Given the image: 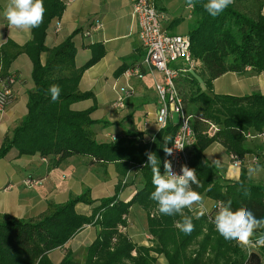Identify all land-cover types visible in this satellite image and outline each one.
Returning <instances> with one entry per match:
<instances>
[{
	"label": "trees",
	"instance_id": "1",
	"mask_svg": "<svg viewBox=\"0 0 264 264\" xmlns=\"http://www.w3.org/2000/svg\"><path fill=\"white\" fill-rule=\"evenodd\" d=\"M243 1L234 0L224 12L213 18L202 6L207 0H197L195 7L191 8L192 22L186 34L190 40V52L199 64L192 72L180 76L176 85L185 113L191 115L195 134L187 162L189 168L196 170L200 181L199 187L192 185L193 189L199 194L205 192L215 200L213 211H217L219 201L232 200L234 210L243 207L257 219H264V184L252 183L242 166L247 153H254L264 161V144H249V138L264 133V94H209L200 85L202 82L211 92L212 81L226 72L242 73L246 67L256 74L264 71L262 1L249 0L256 6L255 16L236 7ZM43 3L46 9L43 23L31 29V39L22 46L12 41L0 46V81L3 87L12 90L16 77L7 70L20 53L27 54L32 62L34 83L28 92L25 116L1 143L0 159L13 148L18 156L38 153L44 159L49 158L52 167L72 155L88 156L103 163L120 162L124 166L137 167L142 187L126 202L118 199L116 190L112 196L100 199V204L89 215L75 210L78 202L92 204L89 189L63 203L49 202L46 210L36 218H17L0 213V264H54L49 252L63 247L88 224L98 226L99 232L84 249L82 258H75L67 250L58 264H155L154 254H162L168 264H261L264 247L258 252L243 250L234 241L225 240L215 230L211 215L196 219L192 211L185 208L184 214L192 217L195 225L191 234H185L176 227L182 217L179 214H161L157 203L150 199L154 186L151 168L144 166L147 163L145 153L156 154L163 174V162L168 160L162 147L163 137H173L178 122L159 129L150 141L131 132L109 142L95 139L90 129L96 123L90 117L94 107L78 111L71 109L70 105L92 96L91 92L79 91L78 82L83 71L94 64L102 52L93 50L90 59L77 67L72 34L47 49L44 45L46 29L53 18L60 17L65 0H43ZM44 51L47 56L42 62L40 55ZM200 69L204 75L202 81L196 79ZM54 84L61 89L56 101L52 100L49 92ZM211 125L216 126L215 131H210ZM214 142L230 153L231 161L238 162L240 176L237 180L219 176L217 168L205 159L203 151ZM244 189H248L250 195L245 196ZM134 203L147 212L151 236L148 246L132 242L120 231L127 224L128 210ZM260 234L258 230L256 235ZM193 244L197 249L189 255L186 249ZM220 258L222 262H219Z\"/></svg>",
	"mask_w": 264,
	"mask_h": 264
},
{
	"label": "crops",
	"instance_id": "2",
	"mask_svg": "<svg viewBox=\"0 0 264 264\" xmlns=\"http://www.w3.org/2000/svg\"><path fill=\"white\" fill-rule=\"evenodd\" d=\"M153 1L166 17L162 22L163 28L171 33H187L192 14L184 0ZM261 1V13L264 14V0ZM6 6L7 0H0V46H4L7 41L22 46L31 39V31L10 29L3 16ZM185 11L187 14H184ZM175 18L180 20L173 21ZM182 19L187 21L181 29L179 24ZM71 34L76 49L74 62L77 67L90 59L93 50H96L95 53L101 51L102 54L83 71L78 82V90L91 92L92 96L72 103L70 108L79 111L94 107L90 117L96 123L90 129L99 142L120 139L127 132L141 134L144 140L150 141L159 131L155 115L160 101L155 83L162 79V75L142 63L144 49L138 39V26L132 16L131 1L65 0L60 17L53 18L48 24L44 45L51 49ZM46 56V51L41 53L42 62ZM131 67H139L142 77L127 78L124 71ZM31 70L32 62L25 53H20L12 60L7 70L16 77V81L12 85V99L0 110V146L4 137L10 135L27 112L28 92L34 86ZM200 85L209 94H264V71L256 74L246 67L242 73L226 72L212 81L211 92L202 82ZM3 86L0 81V89ZM125 86H129L133 93L124 97L122 105L117 106L115 102L120 95L119 88ZM260 144H264V133L251 143L252 146ZM203 154L211 164L214 160L220 161L221 166L216 167L219 176L230 181L239 178V164L231 161L230 153L221 144H210ZM249 164L264 167L262 158L254 153H247L242 159V166L246 170ZM128 166L129 164L124 166L120 162L103 163L88 156L72 155L52 167L49 158L44 159L38 153L18 156L17 151L12 148L0 159V213L17 218H36L46 210L49 202L63 203L70 197L80 195L85 189H89L93 202L76 203L75 210L79 214L89 215L100 204V199L112 196L116 190L119 200L129 201L142 187V182L137 167ZM26 179H37L39 182L26 187ZM249 180L255 184H264V173ZM201 195L207 209L205 214L214 218L215 200L205 192ZM191 211L195 215L197 206L194 205ZM120 231L138 245L151 244L147 212L137 203L129 207L127 224ZM98 232V226L85 225L63 247L50 251V260L58 264L67 250L75 258H82L84 249L94 241ZM154 255L155 264H168L162 254ZM262 261L264 255L261 257V264Z\"/></svg>",
	"mask_w": 264,
	"mask_h": 264
},
{
	"label": "clouds",
	"instance_id": "3",
	"mask_svg": "<svg viewBox=\"0 0 264 264\" xmlns=\"http://www.w3.org/2000/svg\"><path fill=\"white\" fill-rule=\"evenodd\" d=\"M196 2L197 0H186L187 7L194 8ZM233 3L234 0H207L202 6L210 16L215 18ZM45 11L43 0H7L3 16L10 29L30 32L31 29L38 28L43 23ZM49 92L52 100L56 101L59 99L61 89L54 84L50 87ZM163 126H166V121L161 118L158 129L161 130ZM163 140L164 153L166 156H172L175 147H168V144L172 143V137L164 136ZM145 154L147 163L144 166L151 168L154 186L150 199L157 203L161 214L168 216L179 214L182 221H178L176 227L185 234H191L195 228L193 218L185 215L183 210L185 208L192 210L194 205L197 206L196 219L205 215L207 211L203 196L192 187V185L200 186L196 170L187 165H182L180 169L182 174H177L173 171L171 161L166 159L163 162L164 173L161 174L160 161L156 154L152 152ZM213 166L220 167V161L214 160ZM261 173H264V167L259 164L248 165L247 175L249 179L259 177ZM244 195H250V191L244 189ZM232 203V200L217 203V211L213 220L215 230L225 240L235 241L236 245L242 249L264 247V219H257L251 211L243 207L234 210ZM258 230L261 234L257 236ZM254 237L255 239H253Z\"/></svg>",
	"mask_w": 264,
	"mask_h": 264
},
{
	"label": "built area",
	"instance_id": "4",
	"mask_svg": "<svg viewBox=\"0 0 264 264\" xmlns=\"http://www.w3.org/2000/svg\"><path fill=\"white\" fill-rule=\"evenodd\" d=\"M132 16L138 26V39L144 49L142 63L158 71L162 79L155 83V90L160 101L156 111V123L160 125L163 118L166 125L173 123L174 114L179 115L178 127L168 147H175L174 154L167 156L171 161L173 171L182 174V165H187L188 150L195 142V134L191 125V115L186 114L182 97L178 92L176 80L196 69L199 62L190 52V40L187 34L171 33L162 27L165 15L158 10L153 0H130ZM127 78L132 76L141 78L139 67H131L124 71ZM12 79L10 80V82ZM120 95L115 104L121 106L124 97L133 93L129 86L120 87ZM12 90L6 87L0 89V109L12 98ZM165 127V126H163ZM216 126L211 125L210 131ZM236 165L238 162H234ZM37 179H26L24 184L34 186Z\"/></svg>",
	"mask_w": 264,
	"mask_h": 264
},
{
	"label": "rangeland",
	"instance_id": "5",
	"mask_svg": "<svg viewBox=\"0 0 264 264\" xmlns=\"http://www.w3.org/2000/svg\"><path fill=\"white\" fill-rule=\"evenodd\" d=\"M236 7L239 9V10H242V11H246L248 14L252 15V16H255V9H256V6L255 4L253 5L251 1L249 0H245L243 1L242 3H237L236 4ZM253 10V11H251ZM184 14H187V11L184 12ZM182 22L179 24L180 25V28H184L185 24L186 23V19H182L181 20ZM184 24V25H183ZM196 79L197 80H200L202 81V79H204V75L201 73V69L199 70V72L196 74ZM12 82V81H11ZM181 82V81H180ZM179 82V83H180ZM12 92V91H11ZM12 97H13V94H12ZM9 103V102H8ZM8 103L6 105H8ZM6 105L4 107H6ZM3 107V108H4ZM3 108H1L0 110H2ZM186 108H188V106H186ZM179 120V115L177 113L174 114V117H173V121L176 123L178 122ZM252 140H254V138H249V144L252 143ZM26 187H32V186H27L25 185ZM121 230V228H120ZM235 242V241H234ZM197 249V245L196 244H193L191 246H189L187 249H186V252L187 254L189 255H192L193 252H195ZM243 250H249V251H260L259 248H255V249H243ZM231 254V252H228V254ZM228 259L230 260L231 259V256L228 255ZM219 262H222V258L219 259ZM262 264H264V261H262Z\"/></svg>",
	"mask_w": 264,
	"mask_h": 264
}]
</instances>
